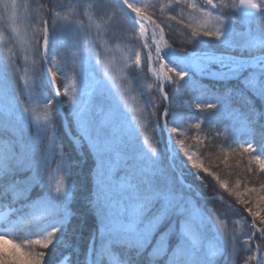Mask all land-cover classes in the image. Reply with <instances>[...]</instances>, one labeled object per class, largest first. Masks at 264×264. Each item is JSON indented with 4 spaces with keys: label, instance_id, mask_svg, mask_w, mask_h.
Segmentation results:
<instances>
[{
    "label": "snow or ice",
    "instance_id": "snow-or-ice-1",
    "mask_svg": "<svg viewBox=\"0 0 264 264\" xmlns=\"http://www.w3.org/2000/svg\"><path fill=\"white\" fill-rule=\"evenodd\" d=\"M241 131L264 174V0H0V264H264V181L198 162Z\"/></svg>",
    "mask_w": 264,
    "mask_h": 264
},
{
    "label": "trees",
    "instance_id": "trees-1",
    "mask_svg": "<svg viewBox=\"0 0 264 264\" xmlns=\"http://www.w3.org/2000/svg\"><path fill=\"white\" fill-rule=\"evenodd\" d=\"M184 37L181 35L180 32H177L174 35V39L179 42ZM195 121H193L194 123ZM236 128H239V124L236 125ZM146 135H149L150 133H147ZM226 143L223 145H220L217 147V143H214L212 145L203 147L201 149L202 155L199 157L198 162H202L205 167L209 169L210 172L215 174V177H219L220 180L226 181L229 184L230 188H233L235 190V184L236 181L239 179L241 180L242 184L247 183L249 187L255 186L259 187V182L264 181V174H259L258 172H254L253 174L247 173V168L249 167V159L247 154H241L240 151L232 152L230 149H238V146L243 143L245 139H247L246 135L241 131L237 132L235 134V139H229L227 137V134H225ZM194 143V141H189L186 146H189L190 144ZM221 149H224L223 151ZM177 152L179 149H176ZM182 156V153L180 154ZM225 155H227V160L224 159ZM253 169H256L258 166L254 163L251 165ZM55 167V164L52 166ZM202 176L206 177L205 183L209 185L207 190V195L212 196L216 195L219 196L223 194L225 199H228V193L224 191V189H219V185L217 183V180L214 178L213 175H208L206 173H201ZM59 179V176H56L54 174L53 176V184H55L56 180ZM73 179L80 183V181L83 179V174L81 171V168H77L75 175L73 176ZM188 182H192V177L188 176L186 177ZM197 186H199V182H196ZM213 186H215L218 191L214 192ZM241 191L243 188L241 187ZM81 198H78V201L75 205L76 209H80L82 207V203L80 202ZM219 207V204H217ZM246 215V214H245ZM251 218L249 217V220ZM18 235H22V233H18ZM66 241L71 245L70 247H60L57 250H55L56 258L61 261V264H74V258L76 259V264H81L83 257L77 256L73 249L79 248V237L73 238L71 236L66 237ZM16 243H19L20 241H15ZM13 251H15L14 245L11 242H7V240L0 241V252H3L5 254H10ZM239 257L236 261V264H242V260L245 256H247V253L243 250L239 252ZM67 257V261L65 262L64 258ZM220 264H230V262L227 260V258H219Z\"/></svg>",
    "mask_w": 264,
    "mask_h": 264
},
{
    "label": "rangeland",
    "instance_id": "rangeland-1",
    "mask_svg": "<svg viewBox=\"0 0 264 264\" xmlns=\"http://www.w3.org/2000/svg\"><path fill=\"white\" fill-rule=\"evenodd\" d=\"M237 2H238V0H237ZM75 260H76V259L74 258V262H73L74 264H76V263H75V262H76ZM70 264H71V263H70Z\"/></svg>",
    "mask_w": 264,
    "mask_h": 264
}]
</instances>
